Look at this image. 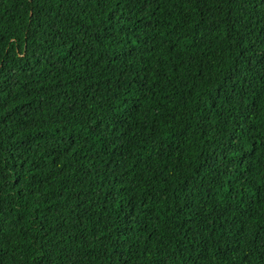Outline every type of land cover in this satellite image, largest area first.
Returning <instances> with one entry per match:
<instances>
[{
	"label": "trees",
	"instance_id": "obj_1",
	"mask_svg": "<svg viewBox=\"0 0 264 264\" xmlns=\"http://www.w3.org/2000/svg\"><path fill=\"white\" fill-rule=\"evenodd\" d=\"M0 264H264V0H0Z\"/></svg>",
	"mask_w": 264,
	"mask_h": 264
}]
</instances>
